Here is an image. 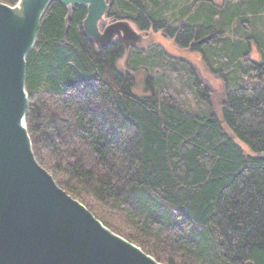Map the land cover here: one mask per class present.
<instances>
[{
    "label": "trees",
    "instance_id": "1",
    "mask_svg": "<svg viewBox=\"0 0 264 264\" xmlns=\"http://www.w3.org/2000/svg\"><path fill=\"white\" fill-rule=\"evenodd\" d=\"M107 1L108 17L163 30L183 48L200 50L193 41L219 30L221 114L190 108L151 76L149 94L133 90L129 71L119 84L106 59L114 65L122 41L97 46L84 30L88 7L70 13L52 0L27 55L26 122L37 160L106 226L162 263L264 264V38L260 62L247 56L244 36L225 34L263 0H202L179 24L165 20L167 0ZM195 88L212 105V87L199 78Z\"/></svg>",
    "mask_w": 264,
    "mask_h": 264
},
{
    "label": "water",
    "instance_id": "2",
    "mask_svg": "<svg viewBox=\"0 0 264 264\" xmlns=\"http://www.w3.org/2000/svg\"><path fill=\"white\" fill-rule=\"evenodd\" d=\"M51 1L26 0L15 31L10 6L0 1V264H165L106 226L35 156L26 122L27 55ZM58 1L70 13L74 6L88 7L84 30L99 45L110 44L122 30L127 44L134 35L125 21L100 31L107 0ZM216 36L214 31L199 42Z\"/></svg>",
    "mask_w": 264,
    "mask_h": 264
},
{
    "label": "rangeland",
    "instance_id": "3",
    "mask_svg": "<svg viewBox=\"0 0 264 264\" xmlns=\"http://www.w3.org/2000/svg\"><path fill=\"white\" fill-rule=\"evenodd\" d=\"M204 1L210 3L208 4L210 6L214 4L216 7L221 5L223 7L228 0ZM167 4L169 7L165 11V20L172 24L177 22L179 24L190 21V15L194 12L193 10L199 9L202 0H167ZM254 14L255 19L252 22L251 17ZM246 16L243 19L245 22L240 23L236 20L235 25L225 34L235 41L239 40V34L244 36L246 41L250 43L247 56L252 60L254 59V61L263 62L259 39H261L260 37L264 38V0L262 4L261 2L257 4L255 9L250 10ZM125 22L132 28L133 37L128 38L127 44L124 40L123 30L119 34H115L113 42L121 40L126 48L119 57L114 59V65L111 59H106L108 70L119 84L125 83L127 78L124 77V80L121 81L119 73L128 74L129 71L134 78L133 90L138 94H149L150 90L146 87V78L151 76L155 88L166 86L169 89L179 91L185 104L190 108L199 110L204 114L209 113L213 108L218 115L221 114L227 83L225 84V78L221 75L222 73L225 76V67L219 65L220 62L226 61V55L222 56L215 52L220 47L216 45V41L221 37L219 30H214L217 32L216 37L199 44L200 50H194L192 47L183 48L178 46L175 39L169 37L163 30L144 32L135 22L129 20H125ZM114 23H117V21L112 17H108L106 12L99 20L98 26L100 31L104 33L106 28ZM199 24L206 26L203 20ZM216 56L219 58H215ZM228 73L230 72L226 66V80L230 86H233L227 77ZM199 78H202L212 87V105L198 96L195 83ZM243 146L247 152H252L249 146L246 144H243Z\"/></svg>",
    "mask_w": 264,
    "mask_h": 264
},
{
    "label": "bare ground",
    "instance_id": "4",
    "mask_svg": "<svg viewBox=\"0 0 264 264\" xmlns=\"http://www.w3.org/2000/svg\"><path fill=\"white\" fill-rule=\"evenodd\" d=\"M26 0H19L17 4L15 5H9V13L11 16V29L15 31V29L19 28L21 24L24 21L25 17V10H24V5H25ZM22 22V23H21ZM20 24V25H19Z\"/></svg>",
    "mask_w": 264,
    "mask_h": 264
},
{
    "label": "flooded vegetation",
    "instance_id": "5",
    "mask_svg": "<svg viewBox=\"0 0 264 264\" xmlns=\"http://www.w3.org/2000/svg\"><path fill=\"white\" fill-rule=\"evenodd\" d=\"M201 39H202V38H201ZM201 39H198V40H196V41H193V43H192V44H197V45H199V44H200V42H199V41H200Z\"/></svg>",
    "mask_w": 264,
    "mask_h": 264
}]
</instances>
